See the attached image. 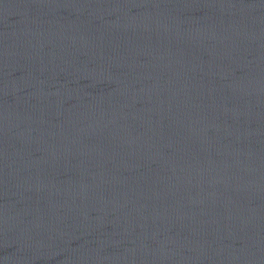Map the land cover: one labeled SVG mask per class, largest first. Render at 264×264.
I'll list each match as a JSON object with an SVG mask.
<instances>
[{
	"label": "water",
	"instance_id": "95a60500",
	"mask_svg": "<svg viewBox=\"0 0 264 264\" xmlns=\"http://www.w3.org/2000/svg\"><path fill=\"white\" fill-rule=\"evenodd\" d=\"M0 264H264V0H0Z\"/></svg>",
	"mask_w": 264,
	"mask_h": 264
}]
</instances>
